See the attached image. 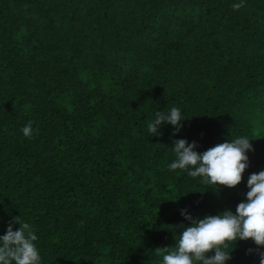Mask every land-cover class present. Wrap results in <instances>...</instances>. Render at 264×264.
Instances as JSON below:
<instances>
[{"label": "trees", "instance_id": "obj_1", "mask_svg": "<svg viewBox=\"0 0 264 264\" xmlns=\"http://www.w3.org/2000/svg\"><path fill=\"white\" fill-rule=\"evenodd\" d=\"M239 2L0 0V235L18 216L40 264H161L182 210L235 212L264 170V0ZM172 107L181 130L149 133ZM241 136L254 151L235 188L168 168L174 140L202 153ZM256 247L229 244L226 264H259Z\"/></svg>", "mask_w": 264, "mask_h": 264}, {"label": "clouds", "instance_id": "obj_2", "mask_svg": "<svg viewBox=\"0 0 264 264\" xmlns=\"http://www.w3.org/2000/svg\"><path fill=\"white\" fill-rule=\"evenodd\" d=\"M243 6L244 0L231 5L233 10ZM184 119L178 107H172L168 112L157 111L154 120L148 124V131L153 135L160 134L161 126L170 124L175 135L181 130ZM32 123L29 121L21 129L29 139L34 135ZM196 148L195 141L174 140L176 159L168 165L169 170L191 169L187 171L188 176L202 177L203 183L218 189L235 188L242 182L243 173L249 167L247 153L254 151L247 136L218 143L202 153ZM247 188L246 200L238 203L235 212L225 209L216 215L193 218L187 210H182L181 214L190 223L180 232L174 248L156 249L162 255L161 264H226L232 258L231 251H226L229 244L249 239L257 247L248 249V253L255 252L259 264H264V170L249 175ZM13 223L19 224L18 230H13ZM36 240L33 227L21 222L18 216L14 217L5 234L0 235V264H40Z\"/></svg>", "mask_w": 264, "mask_h": 264}]
</instances>
